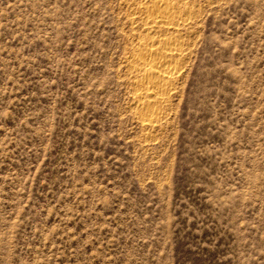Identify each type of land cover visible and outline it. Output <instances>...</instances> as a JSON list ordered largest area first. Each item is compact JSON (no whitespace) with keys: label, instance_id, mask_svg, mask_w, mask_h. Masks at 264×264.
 I'll use <instances>...</instances> for the list:
<instances>
[{"label":"rangeland","instance_id":"obj_1","mask_svg":"<svg viewBox=\"0 0 264 264\" xmlns=\"http://www.w3.org/2000/svg\"><path fill=\"white\" fill-rule=\"evenodd\" d=\"M142 1L0 0V264H264V0L185 1L152 129Z\"/></svg>","mask_w":264,"mask_h":264},{"label":"bare ground","instance_id":"obj_2","mask_svg":"<svg viewBox=\"0 0 264 264\" xmlns=\"http://www.w3.org/2000/svg\"><path fill=\"white\" fill-rule=\"evenodd\" d=\"M185 1L143 0L131 11L133 20H141L140 27L147 33L144 37L135 35L137 42L127 61L129 70L138 79L136 86L140 93L134 104L143 111L145 118L141 121L145 129L154 127V119L166 107L164 104L171 96L172 85L184 62V47L189 43L181 34L187 33L196 19V10ZM183 31L185 33H181Z\"/></svg>","mask_w":264,"mask_h":264}]
</instances>
